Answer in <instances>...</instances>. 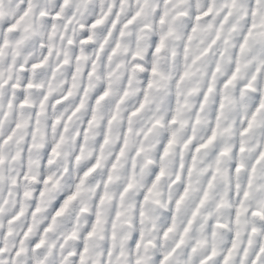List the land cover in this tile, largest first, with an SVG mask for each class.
Listing matches in <instances>:
<instances>
[{
	"label": "snow or ice",
	"instance_id": "snow-or-ice-1",
	"mask_svg": "<svg viewBox=\"0 0 264 264\" xmlns=\"http://www.w3.org/2000/svg\"><path fill=\"white\" fill-rule=\"evenodd\" d=\"M0 264H264V0H0Z\"/></svg>",
	"mask_w": 264,
	"mask_h": 264
}]
</instances>
